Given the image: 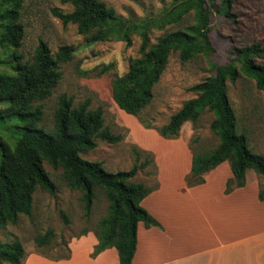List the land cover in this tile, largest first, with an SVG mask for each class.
<instances>
[{
    "label": "trees",
    "instance_id": "1",
    "mask_svg": "<svg viewBox=\"0 0 264 264\" xmlns=\"http://www.w3.org/2000/svg\"><path fill=\"white\" fill-rule=\"evenodd\" d=\"M71 4L74 10L63 13L54 9V15L64 25L75 24L89 42L124 41L131 46L132 36L141 38L142 56L131 62L129 71L114 82L113 99L128 115L139 116L154 99V87L159 83L172 53L178 52L187 62L196 55H211V19L207 0H173L159 18H147L139 22L119 18L113 8L100 0H61ZM212 1V0H210ZM232 0H223L220 13L230 19ZM22 0H0V41L2 45L19 48L23 39V26L19 23ZM194 12L197 15L200 35L196 29L164 34L155 45L151 35L155 29L176 24ZM74 48L60 47L53 55L42 42L32 62H22L13 53V71L0 72V103L8 107L0 110L1 119L18 118L22 136L14 146L0 137V228L16 225L21 215L31 216L34 194L41 187L55 194V185L46 172L43 162L62 168L73 189L83 192L86 216L91 215L95 190L103 188L111 201L109 215L103 219L97 233L99 244L93 256L108 248H116L120 264H132L137 250V230L140 222L147 228L160 224L141 206V202L154 190L142 183H131L138 174V167L117 173L107 172L102 163L81 157L98 147V140L117 144L123 140L105 126L102 108L90 109L86 101L78 107L73 99L62 95L55 111V124L47 131L39 124L43 120V101L50 98L61 81V63L74 58ZM235 61L222 66L215 65L216 74L191 87L198 97L187 101L172 115L169 123L156 129L166 139L179 138L181 128L187 122L196 123L209 110L214 115L211 132L219 138V145L209 153L193 152L192 171L187 177L189 188L205 183V175L224 162H229L233 179L227 183L226 193L246 185L248 170L264 176V154L254 153L245 133L237 132V118L228 97V82L235 84L240 76L254 80L264 92V65L257 59L264 57V49L257 43L237 49ZM144 125V124H143ZM145 166V163L142 167ZM260 201H264V187L260 188ZM53 233L47 232L36 238L40 247L47 246ZM26 251L20 242L0 243V260L9 264H22Z\"/></svg>",
    "mask_w": 264,
    "mask_h": 264
},
{
    "label": "rangeland",
    "instance_id": "2",
    "mask_svg": "<svg viewBox=\"0 0 264 264\" xmlns=\"http://www.w3.org/2000/svg\"><path fill=\"white\" fill-rule=\"evenodd\" d=\"M100 1L113 8L119 18L135 22L159 18L173 3V0ZM222 1L207 0L211 19L210 42L214 52L211 55L200 53L187 62L181 60L178 52L172 53L159 83L153 89L152 103L139 116L127 115L118 107L113 99V85L118 77L128 73L131 62L142 56L141 38L138 35L132 36L131 46L117 40L89 42L86 35L79 34L77 25H64L54 15V9L63 13L74 10L71 4H63L61 0H22L19 10V23L23 26L22 43L19 48H12L2 45L0 41V72L13 71V53L21 56L22 62H32L35 51L42 42L48 45L53 55L60 47H73V60L60 65L61 81L53 90L52 96L40 103L44 108L39 127L47 131L53 130L55 111L62 95L71 97L75 107L89 101L90 109H103L105 126L112 133L121 135L123 140L117 144L98 140V147L91 152L81 153V157L102 163L109 173L129 171L137 166L138 174L130 182L154 188L157 186L155 155L148 150L143 151L137 140L146 138L143 135L145 131L157 133L164 140L166 138L160 136L156 129L147 130L145 125L149 124L154 128L167 125L172 115L187 101L198 97L190 91L191 87L214 76L215 65L222 66L235 61L234 53L237 49L257 43L264 49V0H232V13L236 16L234 19L220 13ZM188 27L195 28L197 35H200L197 15L194 12L185 15L176 24L160 30L155 29L151 35V45H155L164 34ZM256 62L264 65V57ZM228 97L237 118V132L246 134L249 147L254 153L264 154V92L257 88L254 80L240 76L235 84L228 82ZM6 107L7 103H0V110ZM213 120V113L206 110L198 122H187L183 125L179 138L187 142L190 150L196 154L213 151L220 142L210 129ZM21 127V122L16 117L0 118V137L14 146L23 134ZM148 139L143 145H152L150 137ZM157 147L160 150L156 152L160 166L164 169V180L178 177V171L167 170L173 166L181 169L188 166L183 148L180 150L178 147L177 150L159 144ZM144 163L145 166L142 167ZM225 164L231 171L229 162ZM43 166L55 185V194L39 187L34 194L32 215H21L16 225L0 228V243L17 241L23 245L25 251L38 250L48 256L65 257L68 255L71 240L88 233L97 235L103 219L109 215L111 201L105 190L97 187L91 215L87 217L83 192L70 186L62 168L53 167L47 161L43 162ZM248 177L250 185H255L258 180L260 188L264 187V176L249 170ZM49 231L53 233L51 240L47 246L40 247L36 238ZM0 264L9 263L0 260Z\"/></svg>",
    "mask_w": 264,
    "mask_h": 264
},
{
    "label": "crops",
    "instance_id": "3",
    "mask_svg": "<svg viewBox=\"0 0 264 264\" xmlns=\"http://www.w3.org/2000/svg\"><path fill=\"white\" fill-rule=\"evenodd\" d=\"M143 135L146 138L138 139L137 144L155 155L157 187L141 206L161 228L138 224L132 264H264V201L259 199V181L250 185L249 170L246 185L229 194L226 188L233 173L226 162L208 172L204 184L189 188L186 179L192 171L193 152L187 142L181 137L164 140L147 131ZM148 137L151 146L143 145ZM158 144L183 148L188 166L167 170L178 171V177L164 180V169L157 158ZM98 244L96 235L88 233L70 241L65 257L26 251L22 264H120L116 248L93 256Z\"/></svg>",
    "mask_w": 264,
    "mask_h": 264
}]
</instances>
